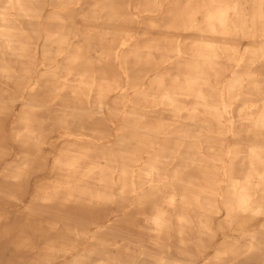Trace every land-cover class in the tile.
<instances>
[{"label":"bare ground","instance_id":"obj_1","mask_svg":"<svg viewBox=\"0 0 264 264\" xmlns=\"http://www.w3.org/2000/svg\"><path fill=\"white\" fill-rule=\"evenodd\" d=\"M0 264H264V0H0Z\"/></svg>","mask_w":264,"mask_h":264},{"label":"rangeland","instance_id":"obj_2","mask_svg":"<svg viewBox=\"0 0 264 264\" xmlns=\"http://www.w3.org/2000/svg\"><path fill=\"white\" fill-rule=\"evenodd\" d=\"M20 107L17 106L15 112L17 113L19 111Z\"/></svg>","mask_w":264,"mask_h":264}]
</instances>
